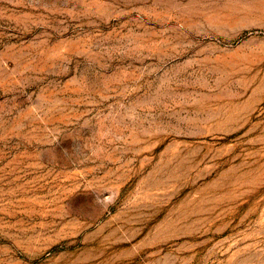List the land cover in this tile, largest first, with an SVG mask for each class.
Segmentation results:
<instances>
[{
    "label": "rangeland",
    "instance_id": "374dc122",
    "mask_svg": "<svg viewBox=\"0 0 264 264\" xmlns=\"http://www.w3.org/2000/svg\"><path fill=\"white\" fill-rule=\"evenodd\" d=\"M0 264H264V0H0Z\"/></svg>",
    "mask_w": 264,
    "mask_h": 264
},
{
    "label": "clouds",
    "instance_id": "9594fccd",
    "mask_svg": "<svg viewBox=\"0 0 264 264\" xmlns=\"http://www.w3.org/2000/svg\"><path fill=\"white\" fill-rule=\"evenodd\" d=\"M96 200H97V203H100V198H96ZM104 205L103 204H101V207H103Z\"/></svg>",
    "mask_w": 264,
    "mask_h": 264
}]
</instances>
